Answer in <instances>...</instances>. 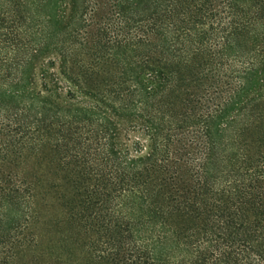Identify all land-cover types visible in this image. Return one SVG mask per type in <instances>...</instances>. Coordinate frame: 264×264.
<instances>
[{
  "label": "trees",
  "instance_id": "1",
  "mask_svg": "<svg viewBox=\"0 0 264 264\" xmlns=\"http://www.w3.org/2000/svg\"><path fill=\"white\" fill-rule=\"evenodd\" d=\"M0 264H264V0H0Z\"/></svg>",
  "mask_w": 264,
  "mask_h": 264
}]
</instances>
